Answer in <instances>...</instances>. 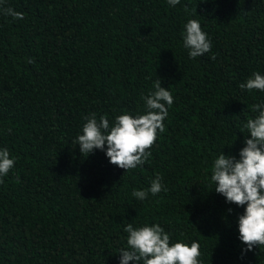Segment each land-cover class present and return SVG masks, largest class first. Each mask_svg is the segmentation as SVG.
Segmentation results:
<instances>
[{
  "label": "trees",
  "instance_id": "16d2710c",
  "mask_svg": "<svg viewBox=\"0 0 264 264\" xmlns=\"http://www.w3.org/2000/svg\"><path fill=\"white\" fill-rule=\"evenodd\" d=\"M3 6L23 19L0 12V148L16 158L0 184V264H120L129 223L160 224L170 243L197 241L202 264H264V248L244 252L239 239L246 205L226 202L211 182L222 151L239 159L250 138L243 125L264 102V92L239 87L264 75V0ZM189 19L212 42L196 58L183 46ZM157 79L174 103L148 161L127 171L105 150L82 155L85 117L111 125L144 114ZM157 175L167 191L133 197Z\"/></svg>",
  "mask_w": 264,
  "mask_h": 264
},
{
  "label": "clouds",
  "instance_id": "9594fccd",
  "mask_svg": "<svg viewBox=\"0 0 264 264\" xmlns=\"http://www.w3.org/2000/svg\"><path fill=\"white\" fill-rule=\"evenodd\" d=\"M180 0H168L176 6ZM0 0V12L14 19H23V13L11 7H4ZM183 46L192 58L211 51L212 42L202 30L197 19H189L184 25ZM211 59L215 60L213 54ZM29 63L34 62L29 60ZM154 91L143 97L146 105L144 114L133 116L129 113L117 115L110 125L106 116L99 120L93 113L85 117L82 134L77 137V145L82 155H89L96 149L105 150L109 162L120 168L131 170L142 166L151 156L150 149L156 142L158 132L166 130L164 121L174 97L168 87H163L161 79L154 82ZM249 92H264V75L254 72L239 85ZM254 117L248 118L243 128L250 133L245 136V147L239 152V159L226 155L223 151L215 158L212 166L211 182L215 192L223 195L226 202L245 206L239 215V239L245 245L244 252L256 247L264 248V102L252 105ZM16 158L10 157L7 148H0V184L15 167ZM167 191L162 178L157 175L147 190H135L132 195L137 200H145L149 193L153 196ZM232 212V209H228ZM127 246L122 248L120 264H202L201 247L197 241L190 245L183 241L170 243V234L160 224L133 227L129 223L124 228Z\"/></svg>",
  "mask_w": 264,
  "mask_h": 264
}]
</instances>
